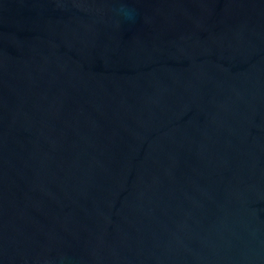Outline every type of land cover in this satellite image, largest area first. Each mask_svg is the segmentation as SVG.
I'll use <instances>...</instances> for the list:
<instances>
[{
  "label": "water",
  "instance_id": "95a60500",
  "mask_svg": "<svg viewBox=\"0 0 264 264\" xmlns=\"http://www.w3.org/2000/svg\"><path fill=\"white\" fill-rule=\"evenodd\" d=\"M0 264H264V0H0Z\"/></svg>",
  "mask_w": 264,
  "mask_h": 264
},
{
  "label": "clouds",
  "instance_id": "9594fccd",
  "mask_svg": "<svg viewBox=\"0 0 264 264\" xmlns=\"http://www.w3.org/2000/svg\"><path fill=\"white\" fill-rule=\"evenodd\" d=\"M122 12H125L126 11V9H124L123 7L120 9Z\"/></svg>",
  "mask_w": 264,
  "mask_h": 264
}]
</instances>
